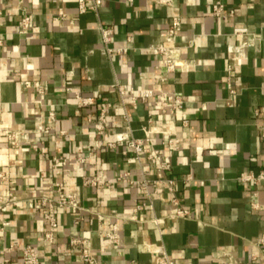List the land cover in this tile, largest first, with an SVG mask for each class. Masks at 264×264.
Segmentation results:
<instances>
[{
    "label": "crops",
    "instance_id": "0c3cea01",
    "mask_svg": "<svg viewBox=\"0 0 264 264\" xmlns=\"http://www.w3.org/2000/svg\"><path fill=\"white\" fill-rule=\"evenodd\" d=\"M214 1L102 0L97 11L78 13L76 0H22L31 22L20 32L21 2L0 0V162L7 172L0 193L12 190L20 198L0 213V226L1 219L9 220L0 228L1 245L14 244L13 250L0 251V264H25L21 247L27 243L38 250L39 264H83L79 247L69 243L71 236L81 235L90 238L101 264H154L149 243L161 245L178 264H222L226 256L239 264H264V179L240 177L257 175L264 167V0H221L225 10L219 16L211 13ZM58 8L72 22L54 20ZM175 13L181 28L173 44L182 61L162 87L183 101L173 113H163L152 98L133 103L128 90L139 95L143 88L157 87L159 57L147 46L160 40ZM100 24L112 26L111 44L126 45L125 54L102 53ZM239 24L259 39L235 64L236 93L230 95L225 78L231 53L226 46L237 43L232 28ZM21 78L38 79L44 93L22 88ZM117 84L125 88L123 96ZM75 92L93 96L94 103L79 105ZM100 102L111 103V125L98 134L89 117H96ZM48 106L55 111L51 121ZM34 108L39 115L32 114ZM45 124L49 128H42ZM147 127L154 130L146 132ZM11 128L25 132L22 146L6 142L4 130ZM62 129L67 136L60 134ZM121 130L133 137L148 135L170 168L155 173L145 158L137 161L130 152L123 154L124 143L107 147L106 141ZM169 137L178 138V145L162 142ZM34 142L39 143L36 150ZM77 154L86 160L68 164L58 179L64 189L78 193L82 208L56 206L53 239L45 240L46 207L40 197L54 194L51 157ZM124 171L134 180L132 185L116 179ZM163 176L174 180L172 192L163 184H150L146 201L152 207L141 206L136 218H130L139 198L138 180ZM83 177L103 178L108 185H85ZM169 195L188 208L186 216H169L173 207L163 200ZM153 217L164 221L156 224ZM113 223L118 244L106 235Z\"/></svg>",
    "mask_w": 264,
    "mask_h": 264
},
{
    "label": "built area",
    "instance_id": "2783aa9c",
    "mask_svg": "<svg viewBox=\"0 0 264 264\" xmlns=\"http://www.w3.org/2000/svg\"><path fill=\"white\" fill-rule=\"evenodd\" d=\"M21 2L17 6L19 10H25V5L22 3V0H17ZM102 0H76V9L78 13H84L86 11H97L98 6L101 4ZM161 4H172V0H156ZM224 4L221 0H215L211 6V13L213 15L219 16L224 12ZM229 14H233V10H229ZM52 18L56 21H61L64 19H70L68 14L63 8H58L57 12L53 14ZM72 22V19L69 20ZM31 22L30 15L24 11L20 19V32L29 28ZM2 9L0 8V27L2 25ZM101 34V51L107 57L112 53L125 54L128 50L126 45L123 46H113L112 43V34L113 28L111 25H102L98 26ZM181 28V17L179 14L175 13L171 16L168 25L165 29L160 32V40L154 43L148 44L147 48L151 51L152 54L159 57L158 63L155 65L157 69V87L155 88H143L139 95H136L134 90L130 88L128 92L131 94V101L135 103L138 98L142 101H145L149 98L154 99L160 106V111L163 113L170 112L173 113L178 109L182 104L181 95L175 93L174 91L166 90L162 87V84L167 82L172 74L174 73L178 62L182 61L179 53V47L173 44L174 38L178 35ZM232 33L238 37V41L235 44H228L226 50L231 53L230 62L226 65V78L225 84L230 95H234L236 90L233 86L232 79L234 75V67L238 59L243 56L244 49L253 43V41L259 39V35L251 30L246 25H234L232 28ZM129 37L127 41H129ZM3 44V38H0V45ZM184 61V60H183ZM3 66H6L7 63L3 62ZM20 85L24 89H32L37 95L41 96L44 93V86L38 79L31 78H21ZM117 89L120 96H123L125 93V88L122 84H117ZM75 97L78 100L79 105L87 106L94 103L93 96H81L79 92H75ZM40 102V101H39ZM41 104V103H39ZM111 107L110 102H100L99 111L94 119L89 117L90 122L92 123V128L95 133L101 134L104 133L111 125L110 120L107 117V110ZM254 112L257 114V108H254ZM32 114L39 115V109H33ZM46 116L48 120H54L55 111L52 107L46 108ZM123 118L126 119L127 115L124 113ZM183 124H187V120L183 121ZM42 128H49V124H45ZM154 130L153 128H146V132ZM169 132V131H168ZM261 132L264 135V128H261ZM24 131L20 128H11L5 129V139L6 142L14 147H20L25 142ZM171 133V132H169ZM60 134L67 136L66 130H60ZM151 138L147 135L145 138L133 137L128 131L121 130L117 133V136L113 140L106 141V145L109 148H115L120 143L125 144V148L122 150L123 154L127 152L131 153V158L139 161L141 158H145L153 165V172H163L170 168V163L160 159L161 148L158 146H152L149 144ZM163 143L178 145L179 139L176 137H169L166 140L162 141ZM39 146L38 142L32 143V148L36 150ZM86 160V155L77 154L74 156H64V155H53L51 157V166L55 178L51 182V189L53 190L52 196H41L40 204L46 207V210L42 213V218L44 220V226L42 228V237L45 240L51 241L53 239V231L57 226L56 217H55V207H67L71 209H80L82 204L79 198V195L76 191L66 190L63 188L58 176L62 173L64 167L72 162H84ZM241 179L243 181L253 180L259 181L264 179V167L261 171L255 175L253 173H243L241 174ZM117 180L128 182L132 185L134 180L129 176L128 171L119 173L116 176ZM7 180V172L4 168L1 167L0 162V185L5 183ZM173 179L171 177L163 176L159 177H141L139 182V191L138 197L135 199V203L132 207V212L130 213V218H136V211L141 206L152 207V204L146 201L150 196L149 185L156 184V186H166L169 192H172L173 188ZM83 184L98 186H107L103 178H88L83 177ZM171 194V193H170ZM163 200L167 205L173 207V211L169 213L171 217H184L189 213L187 207H185L180 199L175 195L164 196ZM20 201V198L12 190H8L5 193H0V213L5 212L8 208L17 205ZM29 207H33V201L29 200L27 202ZM252 206L258 208L257 202H252ZM153 222L156 224H161L164 221L163 217H153ZM9 225V220L1 219L0 228L3 229L5 226ZM107 237L113 244H118L119 242V231L116 223L112 224L111 229L107 232ZM69 243L72 246L79 247V259L83 264H101L99 257L96 255V252L93 249L91 240L86 236H71ZM148 249L153 255L154 264H178L173 258H171L167 252L163 249L161 245L154 243H149L147 245ZM14 249V244H8L2 246L0 242V251H11ZM254 257V256H253ZM21 258L22 262L25 264H39L40 255L38 250L32 244H24L21 247ZM222 264H239L238 261L232 257L226 256Z\"/></svg>",
    "mask_w": 264,
    "mask_h": 264
}]
</instances>
